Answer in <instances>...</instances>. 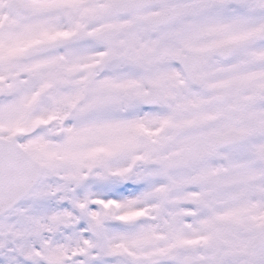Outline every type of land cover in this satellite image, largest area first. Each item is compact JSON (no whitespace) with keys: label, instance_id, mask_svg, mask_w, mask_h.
<instances>
[{"label":"snow or ice","instance_id":"6c2138e0","mask_svg":"<svg viewBox=\"0 0 264 264\" xmlns=\"http://www.w3.org/2000/svg\"><path fill=\"white\" fill-rule=\"evenodd\" d=\"M0 264H264V0H0Z\"/></svg>","mask_w":264,"mask_h":264}]
</instances>
